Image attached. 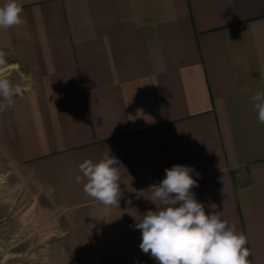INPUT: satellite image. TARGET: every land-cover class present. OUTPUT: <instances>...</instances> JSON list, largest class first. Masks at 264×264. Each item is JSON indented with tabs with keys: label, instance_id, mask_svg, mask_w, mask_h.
Returning <instances> with one entry per match:
<instances>
[{
	"label": "crops",
	"instance_id": "1",
	"mask_svg": "<svg viewBox=\"0 0 264 264\" xmlns=\"http://www.w3.org/2000/svg\"><path fill=\"white\" fill-rule=\"evenodd\" d=\"M18 3L24 23L0 28V78L21 90L0 112V242H18L0 264H158L134 217L156 210L149 186L174 164L194 168L197 201L264 264V124L250 99L264 91V0ZM107 150L126 169L119 208L75 179Z\"/></svg>",
	"mask_w": 264,
	"mask_h": 264
},
{
	"label": "clouds",
	"instance_id": "2",
	"mask_svg": "<svg viewBox=\"0 0 264 264\" xmlns=\"http://www.w3.org/2000/svg\"><path fill=\"white\" fill-rule=\"evenodd\" d=\"M23 8L18 0H6L0 6V28L9 29L24 23ZM0 53V65L4 64ZM21 95L18 86L0 78V112L14 104V97ZM257 120L264 124V91L251 96ZM109 151L97 162L86 159L79 165L82 175L76 182H84L83 191L105 206L119 208L122 162ZM191 166L174 164L165 169L159 184L150 185L149 200L156 210L149 209L135 219V228L141 231L140 249L151 255L158 264H250V250L245 247L247 237L237 232L235 225L221 219L219 211L206 213L205 205L192 192L198 181L191 173ZM199 176V173H197ZM157 201L159 203H157ZM128 206L132 205L127 200ZM216 208L215 204L210 206Z\"/></svg>",
	"mask_w": 264,
	"mask_h": 264
},
{
	"label": "rangeland",
	"instance_id": "3",
	"mask_svg": "<svg viewBox=\"0 0 264 264\" xmlns=\"http://www.w3.org/2000/svg\"><path fill=\"white\" fill-rule=\"evenodd\" d=\"M17 236L15 235V233H12V235L9 238V243L4 245L3 243L0 242V262L4 259L7 258V247L11 248L13 245L17 244V240H16ZM3 248V250L1 249ZM12 259V257H11ZM14 260H17V257L15 256V258H13Z\"/></svg>",
	"mask_w": 264,
	"mask_h": 264
},
{
	"label": "built area",
	"instance_id": "4",
	"mask_svg": "<svg viewBox=\"0 0 264 264\" xmlns=\"http://www.w3.org/2000/svg\"><path fill=\"white\" fill-rule=\"evenodd\" d=\"M3 250V248H1Z\"/></svg>",
	"mask_w": 264,
	"mask_h": 264
}]
</instances>
